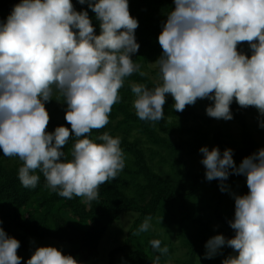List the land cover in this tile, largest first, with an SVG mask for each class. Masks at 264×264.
<instances>
[{
  "label": "clouds",
  "instance_id": "obj_1",
  "mask_svg": "<svg viewBox=\"0 0 264 264\" xmlns=\"http://www.w3.org/2000/svg\"><path fill=\"white\" fill-rule=\"evenodd\" d=\"M87 4L99 23V34L88 11H77L72 0H19L0 21V151L18 157V179L34 188L40 176L46 186L66 199H98L102 184L124 169L126 157L119 137L108 132L90 138L92 130L109 123L112 106L120 101L125 78L140 72L132 57L138 52V20L130 15L129 0H77ZM161 22L156 59L159 82L149 88L132 84V107L140 120L164 118L166 96L182 112L198 99L211 101L208 117L230 121V105L254 107L258 127L264 129V0H173ZM247 42L250 55L238 51ZM143 75V73H140ZM63 97L64 119L70 125L46 131L45 103L53 91ZM69 156L63 151L69 139ZM99 141V142H96ZM207 181L217 180L221 192L234 201L228 220L231 238L211 236L204 258L232 249L221 264H264V148L241 159L233 150L199 148ZM230 175L245 177L247 192L233 191ZM146 216L138 233L151 227ZM34 243V242H32ZM150 246L151 264H161L167 246L159 239ZM20 243L0 228V264H21ZM25 264H80L53 246L36 247Z\"/></svg>",
  "mask_w": 264,
  "mask_h": 264
},
{
  "label": "trees",
  "instance_id": "obj_2",
  "mask_svg": "<svg viewBox=\"0 0 264 264\" xmlns=\"http://www.w3.org/2000/svg\"><path fill=\"white\" fill-rule=\"evenodd\" d=\"M17 3L19 0H0V21L6 19ZM72 3L77 11H88L96 34H99V23L87 4L80 5L77 0H72ZM172 7L173 0H129L130 15L138 20L135 38L140 46L132 59L140 65V72L125 78L124 86L119 90L120 101L112 106L109 114V123L90 133L93 140L104 132L119 137L126 157L125 167L117 177L100 186L98 199L89 204L82 202L80 197L63 198L46 186V180L38 170L35 173L40 176L37 185L25 188L18 179V170L23 162L18 157H5L0 151V228L19 241L17 251L27 250L29 239H45L56 244L65 243L66 250L62 254L71 255L80 263L100 264L98 252L101 239L121 213L130 211L137 216L124 240L108 251L106 264H151L153 255L158 253L153 252L149 237L137 230L146 216L154 219L160 210L168 211L177 206V213H171L169 221L177 224L176 238L182 239L183 245H189L186 251L188 258L182 264H221L219 255L212 259L204 258V244L210 238V225L207 219L197 217L189 207V202L198 195L200 188L217 191L218 181L205 179L203 165L198 171L190 172L186 159L193 160L200 153V147L211 144L221 152L231 148L233 160L238 165L242 158L262 148L248 120L255 115V108H241L234 101L230 105L233 119L224 121L206 115L205 107L211 103L207 99L199 103L202 113L196 103L186 105L182 112H177L172 98L166 96L164 118L155 126L137 117L132 107L134 94L130 86L135 83L151 88L159 82L158 70L150 65L162 53L157 37L161 22ZM237 47L238 51L250 55L247 42ZM52 99L45 103L50 118L46 131L52 132L57 126L70 129L64 119L63 97L54 90ZM230 122L238 125V137L230 131ZM72 145L73 139L70 138L63 149L69 158ZM244 178L230 175L226 183L232 186L233 191L245 194L247 187L240 183ZM214 200L213 211L221 223V230H224L222 235L231 238L234 230L227 221L232 218L220 211L224 199L217 194ZM229 211L233 216V200L229 203ZM193 226H199L196 235L199 242L190 234ZM170 241H166L169 251L161 256V264H166L171 252L173 244L169 247ZM140 243L143 245L140 246Z\"/></svg>",
  "mask_w": 264,
  "mask_h": 264
},
{
  "label": "rangeland",
  "instance_id": "obj_3",
  "mask_svg": "<svg viewBox=\"0 0 264 264\" xmlns=\"http://www.w3.org/2000/svg\"><path fill=\"white\" fill-rule=\"evenodd\" d=\"M152 69H157L155 63H151ZM158 70V69H157ZM200 102H206L205 99H198L196 102V106L198 108L199 112H203V109L199 106ZM250 123L252 124V130L254 132L255 138L257 140L261 141L262 148H264V129H261L258 127V121H257V111L255 109V115L253 117H249L248 119ZM230 131L235 137H238L239 134V128L238 125L235 122H230ZM208 148H211L212 145L209 144L207 146ZM202 159V154L199 153L193 160L186 159V167L190 172L198 171L200 168H202V164L200 163V160ZM244 185L245 178L242 179L240 182ZM229 187L232 189V186L229 185ZM204 187L200 188L198 191V195L194 197L189 202L190 211L194 213L197 217L207 219L209 225H210V232L208 233L209 236H213L216 234H223L224 230H221L220 226L221 223L217 221L216 216L214 214V197L217 194H221L223 197V202L220 205V211L224 216L232 218V212L229 211V203L231 200V197L228 195L227 192H221L219 189L215 191L214 189L211 190L210 188H207L203 190ZM177 206H174L171 208V210L162 209L160 212L156 215L154 219L151 220L150 224L151 227L147 232L140 233L144 236H148L149 240L153 239H159L161 241V247L166 246V241H170L169 247H171V252H169L168 257L166 258L165 263L166 264H182L184 260H187L188 255L186 254V251L188 249L187 244L183 245L182 239H177L175 236V233L177 232L176 228V222L170 223V214L171 213H177ZM136 213L134 212H123L120 214L119 218L114 221V223L107 229L106 233L104 234L103 238L100 241L99 246V257H100V264H106L107 260V253L108 251L120 244L124 237L126 236L127 231L130 229L133 219L136 217ZM168 221V222H167ZM199 230V226H193L190 234L192 237L197 238V242H199L197 235V231ZM222 231V232H221ZM186 239V238H185ZM183 239V240H185ZM34 242V243H32ZM165 243V245H164ZM142 246L143 244L140 243ZM42 246H53L56 247L58 250H61L62 253H65L66 245L65 243L62 244H56L51 242L50 240L45 239H29L27 242V250H20L17 251V255L20 256L21 264H25V261L30 258L32 251L36 247H42ZM230 253H232V249L223 247L221 249V254H219V263L226 258ZM197 261H199V257H197ZM80 264H90V262L87 263H80ZM196 264H200L197 263Z\"/></svg>",
  "mask_w": 264,
  "mask_h": 264
}]
</instances>
